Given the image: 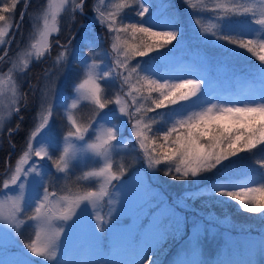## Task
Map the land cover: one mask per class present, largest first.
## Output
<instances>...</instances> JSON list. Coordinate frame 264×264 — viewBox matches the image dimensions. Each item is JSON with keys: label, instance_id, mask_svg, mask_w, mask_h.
I'll use <instances>...</instances> for the list:
<instances>
[{"label": "snow or ice", "instance_id": "snow-or-ice-1", "mask_svg": "<svg viewBox=\"0 0 264 264\" xmlns=\"http://www.w3.org/2000/svg\"><path fill=\"white\" fill-rule=\"evenodd\" d=\"M20 2L11 0L0 7V22H5L0 26V45L15 38L13 24L19 31L23 23L25 10L19 21L10 20ZM27 2L24 0L25 5ZM86 3L87 0H47L36 41L0 77V94L5 89L11 91L9 115L23 120L15 72L26 75L33 61L50 55L52 37L61 31L62 15L71 5L75 21L77 14L86 15ZM182 3L193 17L198 34L219 50L218 55L235 54L240 49L259 61L248 71L253 86L235 100H217L205 98L210 85L203 76L172 77L157 72V64L168 61L183 35L176 16L153 15L148 0H98L91 9V29L81 22L75 31L70 29L65 42L55 41L59 51L54 58V78L47 79L52 72L49 69L44 73L46 82L42 88L29 83V91L39 93V122L30 131L15 165H8L7 178L0 183V249L19 240L23 227L31 225L34 234L16 250L15 259L0 260V264H36L34 258H39L41 264H158L153 255L155 249L168 235L178 232L181 224L173 204L152 190L158 174L162 172L175 181L199 183L205 174L226 171L241 153L254 155L264 150V39L259 38L264 33V0H260L259 9L253 3L238 0H214L211 8L203 5V0ZM206 14H210L208 23L203 22ZM96 25L109 42L107 50H97L103 40ZM77 65L80 78L73 85L69 103L60 90L61 82ZM109 81L115 86L111 98ZM85 105L90 107L87 118L80 115ZM60 106L64 107L67 125L57 140L53 124ZM18 128L19 125L8 129L10 138ZM125 133L127 143L123 140ZM129 144L138 169L121 154ZM88 161L93 166L74 175L77 166ZM254 163L260 171H253L242 184L212 182L209 192L215 204L237 202L243 212L264 218V159H254ZM130 169L143 173L137 177L138 208L140 214H145V210L147 213L140 230L130 236L128 246L136 248L139 237L143 255L139 260L123 261L103 257L61 259L58 253L62 238L69 236L70 229L81 221V213H88L89 208L96 221L94 246L102 250L106 233L120 223L121 211L115 206L118 202L113 200V190L116 182L123 185ZM59 181L63 183L57 188ZM182 198L187 201L192 194L182 193ZM105 202L112 206L107 220L96 212ZM193 227L195 234L177 253L174 264H204L198 258L200 226ZM111 246L118 247L116 236ZM261 251L264 252V240Z\"/></svg>", "mask_w": 264, "mask_h": 264}, {"label": "rangeland", "instance_id": "rangeland-1", "mask_svg": "<svg viewBox=\"0 0 264 264\" xmlns=\"http://www.w3.org/2000/svg\"><path fill=\"white\" fill-rule=\"evenodd\" d=\"M238 2L246 4L253 3L256 5L257 9L261 7L260 0H238ZM6 3L10 4L11 0H0V7H3ZM89 3L92 9L93 6L98 4V0H91ZM148 3L152 6L151 11L153 15L160 14L161 16H167L169 13L175 15L180 21L183 31L180 43L173 49L168 61L157 64V72L172 77L191 78V75L203 76L209 81L210 85L205 98L216 97L217 100H235L237 97H241L247 88L253 86V82L249 76L247 77V74L243 72H233L229 69V65L233 64L234 66H238L235 64L239 62H243V64L247 63L249 53H247L246 50L238 49L235 54L222 56L220 60H217L215 57L214 59L211 57L206 59V57L209 56L205 55V52L200 48H210L211 52L217 51L218 49L213 48L198 34L197 27L193 23V17L190 16L182 0H148ZM203 5L211 8L214 5V0H203ZM46 7L47 0H28L27 5H25L24 0H21V2L16 5L14 17H10V20L15 19L19 21L22 10H25L26 14L19 31H15V24L12 25L15 38L11 39L10 43L5 42L0 45V57H2V59H0V77H2L14 63H18L23 53L36 41L37 28L41 23L42 14ZM91 9L89 13L85 12L86 15L83 20V23L89 29L92 28ZM209 16L210 14H206L203 21L204 23L209 22ZM72 18L70 5L68 11L61 17L60 32H62L64 28H68ZM4 23L5 22H0V26H4ZM79 25L80 24L77 25L76 29ZM253 27L256 26L254 25ZM96 32L100 34L103 40V43L100 44L97 50H107L109 42L104 39V33L100 30L99 25H96ZM57 37L58 36L55 35L52 37L53 47L51 54L40 61H33L30 65V67L33 66L35 71H37L35 74L36 79L34 80L36 84H33L32 78L28 76L29 72H31L29 71L30 69L26 75L19 71L15 72L18 90L22 97L19 104L21 107L20 116L23 117V120H20L17 116L9 115L8 105L11 96L10 89H5V93L0 94V151L5 149L4 141L10 138L8 129L14 128L13 126L15 123L19 125V123L24 120L27 122V132L24 143L20 144V150H17V148L14 149L15 156L11 155L13 145L9 144L10 151L8 154H5V161L8 160V163H4L5 170L1 173L0 183L7 178L8 165H15L16 160L26 147V140L30 135V131L33 130L35 125L39 122V93L34 95L29 91V83L34 87L42 88L46 82L44 73L49 69H52V72L47 79L50 80L54 78V58L59 51L55 41L59 40L62 42ZM248 38H254V36ZM259 38L264 39V33H261ZM5 49H7V55H5ZM86 50L87 49H85V51ZM261 54H264V52ZM79 73L80 66L77 65L72 74L70 76H65L61 82L60 90L64 93L69 103L72 99L71 93L73 85L77 83L80 78L78 75ZM107 88L108 95L111 98L114 95L115 86L109 81L107 82ZM110 107L115 108V105H110ZM80 115L87 118L90 115V107L87 105L82 107L80 109ZM63 117L64 107H57L54 114L55 122L53 124V135L57 140H59L66 131L67 121L63 119ZM116 122L117 121H113V123ZM17 125H15V128ZM128 128L130 129V125ZM123 140L124 143L128 142V133H125ZM121 154L124 155L126 162L131 163L132 167L138 169L139 166L133 163L135 153L132 151V146L130 144L128 148L121 151ZM242 156L241 163L233 162L226 171L221 170L217 172V177L220 179L210 178L202 180L199 183H194V185L192 184L198 188L199 196L197 198L195 194H192V198L187 201L182 198L183 192L181 189L183 183L182 185L180 183L179 188L181 189H179L177 188L176 182L164 177L162 172L158 174V178L152 183V190L160 194V196L166 199L170 204H173L174 207H176L175 202L177 198H180L179 206L175 208V213L176 218L181 221L180 230L178 232H173L175 235L172 237V243L166 245V249L154 257L158 264H174L177 253L185 248L195 234V228L193 227L195 224H199L200 226V255L198 258L202 260L204 264H218L219 261H228L230 264H249V262H251V264H264V252L261 251V241L264 240V227L257 229L255 233H249L238 225L234 218L230 216V213H227V211L230 210V205L218 208L215 207V203H210L208 202L209 200L206 199V197L211 196L209 187L212 182H227L229 186L242 184L246 177L253 171H260L259 167L254 163V159H264V150L256 151L254 155L244 153ZM117 159H119V157ZM92 166L91 161H88L87 164L81 163L77 166L74 175ZM48 167L51 170L50 162ZM142 175V172H133L130 169V174H126L123 185L116 182L117 187L113 190V200L114 202H118L115 206L121 211L120 223L113 225L112 229L106 233L107 238L104 241L102 250H98L94 246L93 225L96 221L91 218L92 210L89 208L88 213H81V221L78 222L76 227L70 229L69 236L62 238V244L58 253L61 259L79 261L103 257L116 261L139 260L140 256L143 255V252H141L139 248V237H136V248L129 247L128 241L130 236L136 235L137 231L140 230L141 224L144 223L146 219L147 210H145V214L142 215L138 208L140 192L137 177ZM62 183L63 181L57 182L56 187L59 188ZM247 186L255 185L248 184ZM50 190L52 189L50 188ZM162 190L165 191L162 193ZM232 190L238 189L233 188ZM217 191H219V189H217ZM167 193H169L172 200H169V195H166ZM212 205L214 206L208 210ZM231 205L232 208L239 209L240 213H243L238 207L237 202H232ZM111 207L112 206L105 202L98 206L96 212L107 220ZM242 230L245 232H241ZM33 234L34 228L31 225L23 227L19 240H15V236H13L15 243L6 245L4 248L0 249V260L10 261L15 259L16 250L20 248L25 239ZM172 234L168 235L164 241L170 238ZM113 236H116L118 240V247L115 249L111 246ZM34 259L36 260V264H41L39 258Z\"/></svg>", "mask_w": 264, "mask_h": 264}, {"label": "trees", "instance_id": "trees-1", "mask_svg": "<svg viewBox=\"0 0 264 264\" xmlns=\"http://www.w3.org/2000/svg\"><path fill=\"white\" fill-rule=\"evenodd\" d=\"M91 0H87V3H86V6H85V12L89 13L90 12V9H91V4L89 3ZM84 20V16L81 17L79 14L76 15L75 17V21H73V18H72V21L71 23L69 24L68 28H64L62 30V32H60V34L58 35V39H60L62 42H65L67 37L69 36L70 34V29L72 31H75L76 30V27L78 24H80L81 22H83ZM203 52H205V55H208L209 57H211L212 59L217 58V60H220L222 58V56L218 55V50L217 51H212L211 52V49L210 48H200ZM259 50V49H258ZM246 64V65H244ZM243 62H239L238 64H235V65H238V66H234L233 64L232 65H229V69L232 70L233 72H243L245 74H247V77H248V71L249 69L253 66V65H258L259 64V61H257L255 59V57H253L250 53H249V57H248V60H247V63H244ZM244 65V66H243ZM31 72H29V78H32V83L33 84H36V82L34 81L36 78H35V74L37 71H35V69L33 68V66L30 67V70ZM230 73V72H229ZM15 125H17V123H15ZM15 125L13 126L15 128ZM26 132H27V122L24 120L23 122L19 123V128H18V131H16L14 134H12V137L10 140V142H15L16 144H21V143H24V139H25V136H26ZM9 140L6 139L4 141V147L5 149L4 150H1L0 151V177H1V172L4 170L5 166H4V163H5V154H8L9 151H10V147H9ZM244 153H241L240 154V159L239 160H236L235 158L234 159V163H241L242 161V155ZM243 167V166H242ZM215 172V171H214ZM209 173V174H205V178L203 180H207V179H220L217 177V172L215 173ZM216 175V176H215ZM168 179L172 180L171 178L167 177ZM174 182H176L177 184V188L180 187V183L182 185L183 183V187L181 189V191L183 193H191V194H195L198 198L199 196V193H198V188L196 186H193L194 183L190 182V181H175L173 180ZM193 184V185H192ZM165 190H162V193L164 192ZM167 196L169 195V193L166 194ZM169 200H172L171 196L169 195L168 196ZM207 200H209L208 202L210 203H215L214 202V199L211 198V196H208L206 197ZM200 205V204H199ZM215 207H218L220 208L221 206L220 205H217V204H214ZM214 205H212L211 207L208 208V210H210ZM176 206V205H175ZM228 206V205H227ZM178 207V206H176ZM175 207V208H176ZM227 213H230V216L234 218V220L238 223L239 226H241L242 228L245 229V231H248L249 233H255L257 231V229L259 228H263L264 227V218H262L259 214H254V213H247V212H243V213H240V210L239 209H236V208H232V205H230V210L227 211ZM244 230H242L241 232H245ZM175 234L173 233L170 238L166 239L165 241L163 240L158 246L157 248L155 249L153 255L154 257L159 253L163 252L165 249H166V245H170L172 243V237L174 236ZM159 256V255H158Z\"/></svg>", "mask_w": 264, "mask_h": 264}, {"label": "bare ground", "instance_id": "bare-ground-1", "mask_svg": "<svg viewBox=\"0 0 264 264\" xmlns=\"http://www.w3.org/2000/svg\"><path fill=\"white\" fill-rule=\"evenodd\" d=\"M7 139L9 140V139H11V138H7ZM9 143L13 145V149H12L11 155H12V156H15L16 154H14V149L17 148V150H20V149H21V148H20V144H19V143L16 144L15 142H10V140H9ZM9 155H10V154H9ZM5 160H6V159H5ZM5 163H8V160L5 161Z\"/></svg>", "mask_w": 264, "mask_h": 264}]
</instances>
